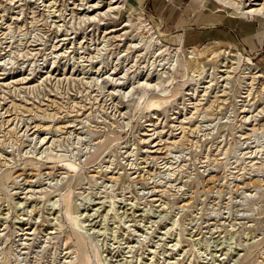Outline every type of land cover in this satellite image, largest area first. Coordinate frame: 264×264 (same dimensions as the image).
I'll return each instance as SVG.
<instances>
[{"label": "rangeland", "instance_id": "obj_1", "mask_svg": "<svg viewBox=\"0 0 264 264\" xmlns=\"http://www.w3.org/2000/svg\"><path fill=\"white\" fill-rule=\"evenodd\" d=\"M262 6L0 0V264H264Z\"/></svg>", "mask_w": 264, "mask_h": 264}, {"label": "bare ground", "instance_id": "obj_2", "mask_svg": "<svg viewBox=\"0 0 264 264\" xmlns=\"http://www.w3.org/2000/svg\"><path fill=\"white\" fill-rule=\"evenodd\" d=\"M224 1V0H223ZM252 0H249V2H251ZM222 6V5H221ZM264 6H262V8H263ZM258 11H256V10H253V11H250V13H257Z\"/></svg>", "mask_w": 264, "mask_h": 264}]
</instances>
